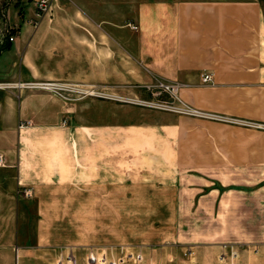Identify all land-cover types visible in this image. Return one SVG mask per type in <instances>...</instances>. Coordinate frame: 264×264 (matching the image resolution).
Instances as JSON below:
<instances>
[{"label": "crops", "instance_id": "0c3cea01", "mask_svg": "<svg viewBox=\"0 0 264 264\" xmlns=\"http://www.w3.org/2000/svg\"><path fill=\"white\" fill-rule=\"evenodd\" d=\"M75 6L82 21L77 80L176 81L184 103L227 119L166 112L132 121L126 113L133 106L111 99L71 104L37 89H0V264H37L43 251L13 244L18 231L5 232L3 225L19 217L20 206L34 207L41 187L52 183L179 185L182 175L195 194L229 176L264 177V0H76ZM45 30L11 27L8 48L0 51V82L49 80L33 49ZM205 72L211 77L203 83ZM105 90L126 94L125 88ZM101 106L114 112L106 122L85 117ZM133 161L145 167L117 174L118 165ZM25 189L31 198L19 195ZM243 245L236 264H244ZM253 251L256 260L264 249Z\"/></svg>", "mask_w": 264, "mask_h": 264}, {"label": "rangeland", "instance_id": "374dc122", "mask_svg": "<svg viewBox=\"0 0 264 264\" xmlns=\"http://www.w3.org/2000/svg\"><path fill=\"white\" fill-rule=\"evenodd\" d=\"M39 3L40 0H0V47L11 27L13 30L17 24L32 30L46 29L37 33L33 48L39 70L49 80L74 83L99 93L89 96L73 93L68 103L88 98L111 99L133 106L132 112L126 113V118L132 121L151 119L157 113H175L139 103L152 99L140 87L148 81H101L85 85L77 80L76 29L82 21L76 12V0H44L41 9ZM51 26L53 30L49 29ZM85 35L92 38L90 33ZM107 88H125L126 94L102 95L107 94ZM135 109H141L142 114ZM84 114L89 119L106 122L114 112L101 106L95 114L90 111ZM115 114L116 118L124 115L119 111ZM145 163L120 164L116 167L117 174L141 170ZM164 163L166 172V160ZM183 179L181 175L179 185L132 184L123 179L115 184L52 183L41 187L34 207L30 203L29 207L17 208L19 217L4 223L3 230L18 231L20 239L12 241L13 244L42 250L37 252V264H224L219 257L239 252L241 243L248 248L242 255L244 264H258L259 257V264H264V252L252 259L254 248L264 249L261 238L264 204L258 206L259 201L264 202V177L229 176L226 184L213 182L195 194L188 190L191 183ZM257 179L260 182L251 191ZM242 188L245 190L241 191ZM28 193L25 189L19 195L31 198L32 193ZM90 255L95 261L89 259Z\"/></svg>", "mask_w": 264, "mask_h": 264}, {"label": "built area", "instance_id": "2783aa9c", "mask_svg": "<svg viewBox=\"0 0 264 264\" xmlns=\"http://www.w3.org/2000/svg\"><path fill=\"white\" fill-rule=\"evenodd\" d=\"M44 0H40L38 4V8L41 9L43 6ZM131 29H135V25H130ZM211 74L209 72H205L201 74V81L203 83L210 81ZM21 86L29 89H37L44 91L46 93L51 94L54 97L61 99L62 101L68 102L72 100L73 93L79 96H89V95H98L92 88L87 87H79V85L69 82L56 81V80H37V81H29L23 83H6L0 82V89H5L8 87ZM181 86L179 82L164 80L159 78H153L147 83H143L140 85L143 90H145L152 99L150 100H140V104L152 108L164 109L175 113L184 114L192 117H200V118H208L213 120H226V117L222 115L207 113L200 111L196 108H193L186 103H184L178 96V88ZM102 95H108L103 94ZM109 96V95H108ZM237 122V121H235ZM63 123V122H62ZM3 164V158L0 154V165ZM29 194V193H28ZM140 255H136L139 258ZM236 253L230 252L228 255H221L219 257L220 261H225L227 264H236L235 262ZM90 260H94L95 258L90 255ZM110 264H115L111 262Z\"/></svg>", "mask_w": 264, "mask_h": 264}, {"label": "trees", "instance_id": "16d2710c", "mask_svg": "<svg viewBox=\"0 0 264 264\" xmlns=\"http://www.w3.org/2000/svg\"><path fill=\"white\" fill-rule=\"evenodd\" d=\"M4 42H5V43H4L3 45L1 44L0 51H1V50H4V49H6V48H8V44H9V43H8V40H5Z\"/></svg>", "mask_w": 264, "mask_h": 264}]
</instances>
